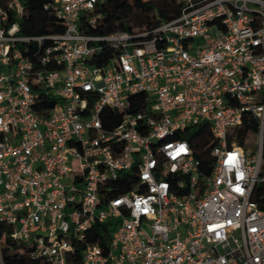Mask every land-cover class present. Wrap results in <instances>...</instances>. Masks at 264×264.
<instances>
[{"label":"built area","instance_id":"2783aa9c","mask_svg":"<svg viewBox=\"0 0 264 264\" xmlns=\"http://www.w3.org/2000/svg\"><path fill=\"white\" fill-rule=\"evenodd\" d=\"M96 1L51 0L62 30L28 35L0 0V224L46 264H264V0L92 35Z\"/></svg>","mask_w":264,"mask_h":264},{"label":"trees","instance_id":"16d2710c","mask_svg":"<svg viewBox=\"0 0 264 264\" xmlns=\"http://www.w3.org/2000/svg\"><path fill=\"white\" fill-rule=\"evenodd\" d=\"M51 0H23L25 13L20 20V32L22 34L36 35L47 34L62 30V25L51 10ZM182 5V0H97L93 13L96 15L95 25H91L86 16L80 28L83 32L92 35H102L115 31L134 32L138 28H151L162 20H167L175 16ZM102 48L89 59L90 63L100 64L114 53V49L101 42ZM142 96L141 93L130 95L131 98ZM54 100L48 98L44 101L45 106H51ZM113 112L108 108L103 109V113ZM114 114V112H113ZM249 127H255L254 122L246 119L239 126L237 142L242 143L244 131ZM197 132H204L203 126H193ZM193 133L183 132L181 137L188 140L193 138ZM196 144L195 155L206 161L205 153L199 150ZM260 179L254 184L250 199L257 203L260 208H264V152H262V164L259 171ZM128 182V181H127ZM109 221L95 223L86 233V240H95L102 232H108ZM91 230L94 232L91 235ZM33 246L13 240L7 233L4 223L0 224V257L4 264H46V262L32 255ZM72 264H81L80 251L72 257Z\"/></svg>","mask_w":264,"mask_h":264},{"label":"rangeland","instance_id":"374dc122","mask_svg":"<svg viewBox=\"0 0 264 264\" xmlns=\"http://www.w3.org/2000/svg\"><path fill=\"white\" fill-rule=\"evenodd\" d=\"M253 148V147H255L254 145H248V148ZM29 242V240H26V241H24V243H28Z\"/></svg>","mask_w":264,"mask_h":264}]
</instances>
